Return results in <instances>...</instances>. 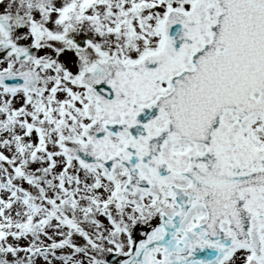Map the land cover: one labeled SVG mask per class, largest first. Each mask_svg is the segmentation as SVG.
Masks as SVG:
<instances>
[{
    "label": "snow or ice",
    "instance_id": "1",
    "mask_svg": "<svg viewBox=\"0 0 264 264\" xmlns=\"http://www.w3.org/2000/svg\"><path fill=\"white\" fill-rule=\"evenodd\" d=\"M0 264H264V0H0Z\"/></svg>",
    "mask_w": 264,
    "mask_h": 264
}]
</instances>
